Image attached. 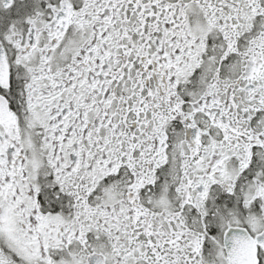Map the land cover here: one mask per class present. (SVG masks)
Here are the masks:
<instances>
[{
  "label": "snow or ice",
  "instance_id": "1",
  "mask_svg": "<svg viewBox=\"0 0 264 264\" xmlns=\"http://www.w3.org/2000/svg\"><path fill=\"white\" fill-rule=\"evenodd\" d=\"M0 264H264V0H0Z\"/></svg>",
  "mask_w": 264,
  "mask_h": 264
}]
</instances>
